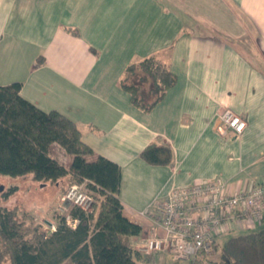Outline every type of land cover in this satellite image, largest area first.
I'll use <instances>...</instances> for the list:
<instances>
[{
    "label": "crops",
    "instance_id": "0c3cea01",
    "mask_svg": "<svg viewBox=\"0 0 264 264\" xmlns=\"http://www.w3.org/2000/svg\"><path fill=\"white\" fill-rule=\"evenodd\" d=\"M147 57L175 82L143 112L120 84ZM14 82L76 123L87 160L120 166L124 215L142 228L131 240L138 264H173L165 251H140L153 226L144 213L172 189L264 183V0H0V86ZM226 109L246 121L241 135L221 133ZM151 143L171 147V165L140 158Z\"/></svg>",
    "mask_w": 264,
    "mask_h": 264
},
{
    "label": "trees",
    "instance_id": "16d2710c",
    "mask_svg": "<svg viewBox=\"0 0 264 264\" xmlns=\"http://www.w3.org/2000/svg\"><path fill=\"white\" fill-rule=\"evenodd\" d=\"M174 82L161 60L147 57L126 67L120 86L133 106L148 112ZM20 89L18 82L0 86V176H30L40 185L65 181L68 187L85 181L94 204L91 212L67 206L77 220L75 228L58 215L46 227L34 223L27 230L24 210L2 204L18 191L17 186L7 187L0 193V264H138L143 254L132 247L131 240L140 237L142 228L124 215L118 198L120 166L102 156L87 160L93 151L82 141L76 123L57 110L39 109L20 96ZM57 146L72 157L67 166L54 156ZM139 156L150 165H171L173 160L166 143H151ZM252 229L220 245L215 240L217 262L197 258L191 264H264V226Z\"/></svg>",
    "mask_w": 264,
    "mask_h": 264
},
{
    "label": "built area",
    "instance_id": "2783aa9c",
    "mask_svg": "<svg viewBox=\"0 0 264 264\" xmlns=\"http://www.w3.org/2000/svg\"><path fill=\"white\" fill-rule=\"evenodd\" d=\"M217 119L224 126L222 134L231 131L239 136L246 128V121L227 109ZM85 184L84 181L68 187L56 208L71 228L76 227L77 220L69 214L67 206L87 212L93 208L94 197ZM144 214L153 226L140 251H165L173 263L191 264L212 248L219 235L233 230L234 223L242 229L255 227L264 216V183L232 191L221 179L195 182L172 189ZM49 226L54 228L53 224Z\"/></svg>",
    "mask_w": 264,
    "mask_h": 264
},
{
    "label": "rangeland",
    "instance_id": "374dc122",
    "mask_svg": "<svg viewBox=\"0 0 264 264\" xmlns=\"http://www.w3.org/2000/svg\"><path fill=\"white\" fill-rule=\"evenodd\" d=\"M220 125L224 128L221 122ZM54 156L63 166L68 165L67 156L61 154V152L55 150ZM12 185L17 186L18 191L13 193L6 200H3L2 204L7 205L8 208L17 206L19 209L24 210L23 218L26 219V224H28L27 230H30L34 223L46 227L48 226L49 221L54 219V216H58L56 208L58 203L61 201L60 199L62 193L68 187V184L65 181H61L57 186L54 184L40 185L36 181L32 180L30 176L24 178H10L7 176H0V193ZM237 225V223H234V229L231 232L225 233L224 235L222 234L219 239L222 241L228 237L243 233L247 230L239 228ZM263 226V223H256L255 228L252 230H259ZM218 258L219 246L217 248L212 247L207 252L198 256V259L211 262H217Z\"/></svg>",
    "mask_w": 264,
    "mask_h": 264
}]
</instances>
